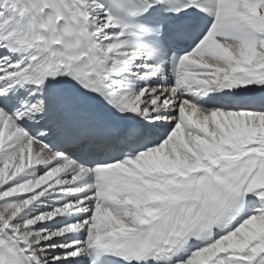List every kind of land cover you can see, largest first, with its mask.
Masks as SVG:
<instances>
[{
  "label": "snow or ice",
  "instance_id": "snow-or-ice-1",
  "mask_svg": "<svg viewBox=\"0 0 264 264\" xmlns=\"http://www.w3.org/2000/svg\"><path fill=\"white\" fill-rule=\"evenodd\" d=\"M0 264H264V0H0Z\"/></svg>",
  "mask_w": 264,
  "mask_h": 264
}]
</instances>
